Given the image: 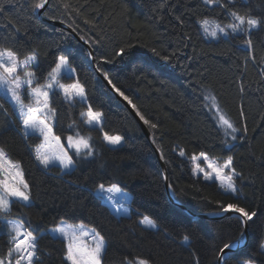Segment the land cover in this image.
Returning a JSON list of instances; mask_svg holds the SVG:
<instances>
[{"label":"trees","instance_id":"1","mask_svg":"<svg viewBox=\"0 0 264 264\" xmlns=\"http://www.w3.org/2000/svg\"><path fill=\"white\" fill-rule=\"evenodd\" d=\"M35 2L0 0V47L12 48L20 58L37 52L38 76L46 75L57 57L68 56L86 87L87 103L104 114L103 130L123 141L107 145L102 132L80 119L87 104L70 107L57 96L53 133L65 148L68 134L91 135L95 155L73 156L76 166L69 173L58 166L45 169L32 150L40 138H26L11 104L0 98V147L19 161L31 188L30 206L15 201L3 219L16 218L34 229L40 264H68L65 242L47 231L60 220L82 222L105 237L102 264H130L136 258L149 264H218L219 249L242 234L240 219L193 218L169 201L158 159L137 122L92 68L86 48L68 30L40 18ZM220 2L229 10L264 17V0H234V6ZM41 15L66 22L87 40L98 68L149 121L180 203L195 212H216L221 204L236 203L256 213L248 222L246 244L228 254L224 264L243 259L264 264L259 247L264 235V26L251 31V48L243 43L244 34L207 37L200 31L201 19L222 25L232 21L224 8L206 6L204 0H49ZM121 48L125 53L117 56ZM208 94L238 130L235 140L218 125ZM73 121L77 127L70 129ZM201 151L218 159L233 156V167L241 174L238 199L224 194L215 180L193 174L191 156ZM100 184H118L129 193V215L109 209L95 192ZM141 216L157 227L141 225ZM9 240L0 221V256Z\"/></svg>","mask_w":264,"mask_h":264},{"label":"snow or ice","instance_id":"2","mask_svg":"<svg viewBox=\"0 0 264 264\" xmlns=\"http://www.w3.org/2000/svg\"><path fill=\"white\" fill-rule=\"evenodd\" d=\"M47 3L48 0H36L34 8L43 9ZM204 3L209 7L224 8L232 21L222 25L218 21H210L207 17L201 19L199 25L206 36L215 39L218 36L244 34L247 39L243 43L248 48L252 47L250 33L252 30L264 26V17H254L250 13L241 14L238 11L229 10L220 0H204ZM227 5L234 6V0H227ZM81 39L84 38L81 37ZM124 53L125 49L121 48L116 55L122 56ZM91 55L89 53L90 57ZM164 59L167 60L168 57H164ZM39 67L37 52L33 51L21 59L12 48L0 47V94H2L0 98L12 104L20 121L23 135L26 138L37 136L41 139V143L35 145L32 150L35 159L45 169L58 166L62 172L69 173L76 166V160L73 159V156L87 159L95 155L91 135H81L77 131L74 136L69 135L65 138L67 143V148H65L61 142V137L53 133L52 124L57 120V109L52 107V104L57 96L70 107H75L78 103L87 104L86 110L80 112L82 123L93 130L102 132V139L107 145L117 146L122 143V136L109 134L103 130L104 114L87 103L86 87L80 81L68 56L57 57L55 66L46 75H37ZM105 77L107 78V73H105ZM41 80L43 83L40 82ZM63 80L70 82H62ZM108 83H112L110 79ZM112 88L129 104L132 103L124 92L116 88L115 85H112ZM25 96L28 98V103H25ZM208 99L212 100V107L216 108V118L220 126L231 129L233 134L236 133L238 130L225 115L220 113V109L215 104V98ZM132 107L135 108V105ZM140 119L144 120V117L141 116ZM144 123L148 124L149 121L144 120ZM68 127L70 129L76 128L77 124L73 121ZM151 127L155 128L156 125L152 124ZM232 139L235 140L236 136L232 135ZM179 155L185 156L184 150L181 149ZM191 159L194 162L192 169L194 175L202 174L205 180L214 178L219 182L224 194L238 199L239 189L236 180L241 174L236 172L233 167V156H227L223 163H220L217 159L210 157L207 152L201 151L198 155H193ZM199 160L204 161V167L200 163H195ZM114 192L122 193L118 184H111L107 187L104 184L98 185L100 198L105 199L116 214H127L129 212L128 207H126L127 200H118L112 195ZM15 201H21L25 206H30L31 188L24 179L23 169L19 161L11 160L6 150L0 147V221L6 225L10 236L9 247L5 254L0 256V264H40L38 237L34 235V229H31L30 226L26 227L22 222L3 219L6 214L11 212L12 204ZM220 212L239 214L243 222L251 221L256 215L255 212H249L236 203L221 204ZM139 222L145 227H156L155 222L148 216H144ZM49 232L53 234L54 238L63 239L65 242L64 259L68 264H102L106 241L105 237L94 228L85 230L82 224L75 226L58 224ZM85 237L87 241H85ZM183 242L188 243L189 237L184 236ZM239 246V241L224 243L223 247L219 249L220 258H224L226 249L231 250ZM261 247L264 248V245ZM137 264H149V262L137 258ZM244 264H249V262H244Z\"/></svg>","mask_w":264,"mask_h":264},{"label":"water","instance_id":"3","mask_svg":"<svg viewBox=\"0 0 264 264\" xmlns=\"http://www.w3.org/2000/svg\"><path fill=\"white\" fill-rule=\"evenodd\" d=\"M43 9H39V10L35 9V13L40 18H42L44 21H46V22H48L50 24L57 25L59 27H62L64 29L68 30L72 34V36L86 48L88 56H89V53L92 54L91 57L89 56V61H90V64H91L92 68L95 70L97 75L101 78V80L103 81L105 86L108 88V90L116 98H118L123 103V105L128 109V111L130 112V114L132 115L134 120L139 125V127L142 130L143 134L145 135V137L148 139L149 143L151 144V146H152V148H153V150L155 152V155H156V157L158 159V162H159V165H160V168H161V172H162V176H163L165 192H166V195H167V198L169 199V201H171L172 203H174V204L178 205L179 207H181L182 209H184L193 218L219 219V218H222L224 216H234V217H238L240 219V221L242 223V234H241V236L238 239L235 240V241H239L240 246L238 248H233L231 250H227L226 249L225 250L226 255L224 256L223 259L220 258V254L218 253L217 263L218 264H224V259L227 256V254L236 252L238 249H240L241 247H243L246 244V242L248 240V237H249L248 221L247 222H243L241 220L239 214H236V213H233V212L222 213V212H220V210L216 211V212H195V211H192L189 208H187L182 203H180L173 196L171 185H170V182H169V179H168V171H167V167H166L163 155L160 152V150L156 147V145L154 143L153 135H152L149 127L147 126V124L144 123V120L140 119L141 116L137 113L135 108L132 107V104H129L128 101L124 100L123 97H121L119 95V93H117L115 91V89L112 88V84L108 83V78L105 77V74L98 68V66H97V64L95 62L94 50H93L92 46L89 44V42L87 40H85V39H81V36L76 32V30L73 27H71L69 24H67L66 22H64L62 20L52 19V18H47V17L42 16L41 12L43 11Z\"/></svg>","mask_w":264,"mask_h":264},{"label":"rangeland","instance_id":"4","mask_svg":"<svg viewBox=\"0 0 264 264\" xmlns=\"http://www.w3.org/2000/svg\"><path fill=\"white\" fill-rule=\"evenodd\" d=\"M210 21H216V20H214V19H211V18H208ZM199 23V22H198ZM201 29V28H200ZM203 34H204V32L202 31V29L200 30ZM205 35V34H204ZM207 37H210V36H207ZM212 38V37H211ZM62 82H65V81H62ZM66 82H70V81H66ZM41 83H43V82H41ZM212 96L211 95H207L206 96V98H207V101H208V104H209V106H210V108L212 109V111H213V114H214V116H215V118L217 117V113H216V108H214V107H212V100L211 99H208V98H211ZM29 101H28V98H27V96H25V103H28ZM216 104V103H215ZM217 105V104H216ZM11 106H12V104H11ZM218 106V105H217ZM208 107V106H207ZM12 108H13V106H12ZM219 109H220V107H218ZM84 110H86V109H84ZM83 110V111H84ZM220 113L221 114H223V115H225L224 114V112L220 109ZM226 116V115H225ZM226 118H227V116H226ZM228 119V118H227ZM216 121H217V118H216ZM53 124H54V122H53ZM52 124V125H53ZM218 125L220 126V124L218 123ZM222 129H223V131H224V134H225V136L227 137V138H229V136H231L232 137V135H236V133H231V129H227L226 127H222V126H220ZM75 133L76 132H74V133H70V134H68L67 136H69V135H75ZM229 136H228V135ZM82 135V134H81ZM57 136V135H56ZM66 136V137H67ZM40 143H41V141H40ZM227 145H229V141L227 142ZM65 147V146H64ZM199 154V153H198ZM198 154H193V155H198ZM192 155V156H193ZM191 156V157H192ZM212 158H214V159H217L220 163H223V160L224 159H218V158H215V157H212ZM226 159V158H225ZM11 160H13V159H11ZM13 161H15V160H13ZM191 161H192V159H191ZM195 163H200L201 164V166L202 167H204L205 166V164H204V161L203 160H199V161H196ZM192 166H194V162L192 161ZM202 175V174H201ZM203 176V175H202ZM212 180H215L214 178L212 179ZM216 181V180H215ZM218 184H219V182L218 181H216ZM97 192H98V189H97ZM112 195L113 196H115L118 200H123V199H126L127 200V204H126V207H128V209H129V204H128V202H129V198H130V195H129V193L128 192H125V191H123L122 190V193H116V192H114V193H112ZM104 201L106 202V200L104 199ZM106 204H107V206L110 208V210H112L115 214H116V212L113 210V208L110 206V204L108 203V202H106ZM130 210V209H129ZM130 214V212H128L127 214H119V215H129ZM116 215H118V214H116ZM144 217V216H143ZM142 217V218H143ZM142 218H139V220L138 221H140ZM4 220H14V221H18V222H21V221H19V220H17V219H15V218H4ZM241 222V221H240ZM249 222V221H248ZM140 223V222H139ZM58 224H68V225H73V226H75V225H80V224H82L83 226H84V228H85V230H87V229H93L92 227H90V226H88V225H86V224H84V223H81V222H77V223H68V222H66V221H63V222H59ZM57 224V225H58ZM156 224V223H155ZM142 225V224H141ZM241 225H242V223H241ZM144 226V225H143ZM145 227V226H144ZM156 227H157V225H156ZM155 227V228H156ZM52 228H54V227H51V228H49L48 229V231L50 230V229H52ZM149 228V227H148ZM50 233V232H49ZM52 234V233H51ZM35 235V234H34ZM53 235V234H52ZM85 239V241H87V238L85 237L84 238ZM261 245H264V235H263V238H262V242H261V244H260V250H262V251H264V248H262L261 247ZM141 259H143V258H141ZM145 260V259H144ZM244 262H249V264H255L254 262H252V261H250V260H247V259H243V260H240V263L241 264H244ZM130 264H137V258L135 259V261L134 262H131Z\"/></svg>","mask_w":264,"mask_h":264},{"label":"bare ground","instance_id":"5","mask_svg":"<svg viewBox=\"0 0 264 264\" xmlns=\"http://www.w3.org/2000/svg\"><path fill=\"white\" fill-rule=\"evenodd\" d=\"M24 57H22L21 59H23Z\"/></svg>","mask_w":264,"mask_h":264},{"label":"crops","instance_id":"6","mask_svg":"<svg viewBox=\"0 0 264 264\" xmlns=\"http://www.w3.org/2000/svg\"><path fill=\"white\" fill-rule=\"evenodd\" d=\"M106 187H107V186H106ZM97 189H98V188H97ZM97 189H96V190H97Z\"/></svg>","mask_w":264,"mask_h":264}]
</instances>
